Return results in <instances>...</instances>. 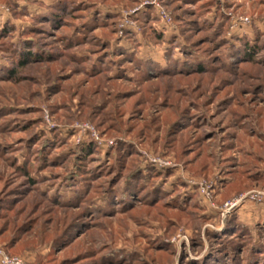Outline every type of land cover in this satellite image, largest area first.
<instances>
[{
    "label": "rangeland",
    "instance_id": "374dc122",
    "mask_svg": "<svg viewBox=\"0 0 264 264\" xmlns=\"http://www.w3.org/2000/svg\"><path fill=\"white\" fill-rule=\"evenodd\" d=\"M0 251L264 264V0H0Z\"/></svg>",
    "mask_w": 264,
    "mask_h": 264
},
{
    "label": "trees",
    "instance_id": "16d2710c",
    "mask_svg": "<svg viewBox=\"0 0 264 264\" xmlns=\"http://www.w3.org/2000/svg\"><path fill=\"white\" fill-rule=\"evenodd\" d=\"M244 46L245 47H247V48H250L249 47V44H248V41L247 42H245V44H244ZM21 63L19 64V66L21 67ZM10 74L13 76L14 75V70L13 69H11L10 70ZM85 151H88V153L89 154H91L92 153V151H93V147H90V146H88V148L85 150ZM31 166H27V163H26V165L25 166H23L22 168H19L18 170H19V172L24 176V177H27L28 178V183L29 184H32V185H35L36 184V180L34 179V177H32L31 176ZM151 172H153V171H151ZM156 174V173H155ZM157 175V174H156ZM158 176H160V175H158ZM158 176H157V178H158ZM255 247H259V246H256L255 245ZM262 252H264V251H262Z\"/></svg>",
    "mask_w": 264,
    "mask_h": 264
},
{
    "label": "built area",
    "instance_id": "2783aa9c",
    "mask_svg": "<svg viewBox=\"0 0 264 264\" xmlns=\"http://www.w3.org/2000/svg\"><path fill=\"white\" fill-rule=\"evenodd\" d=\"M253 196L251 197L253 198ZM234 205H236V202L232 204V206ZM0 256H1V259H0L1 264H24L22 260L19 259L18 257L9 258L5 256L4 253L1 251H0Z\"/></svg>",
    "mask_w": 264,
    "mask_h": 264
}]
</instances>
